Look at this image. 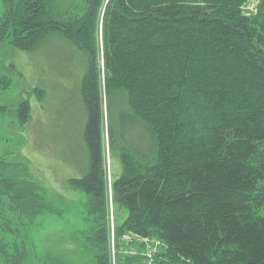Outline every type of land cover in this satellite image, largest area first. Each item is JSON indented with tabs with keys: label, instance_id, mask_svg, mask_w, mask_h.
I'll use <instances>...</instances> for the list:
<instances>
[{
	"label": "trees",
	"instance_id": "trees-1",
	"mask_svg": "<svg viewBox=\"0 0 264 264\" xmlns=\"http://www.w3.org/2000/svg\"><path fill=\"white\" fill-rule=\"evenodd\" d=\"M247 2L109 0L103 84L92 42L103 0H8L0 18V41L17 49L58 34L89 53L82 83L89 170L70 187L89 196L87 213L102 222L108 206L100 93L105 87L111 103L126 95L120 126L140 123L151 146L117 151L122 172L112 191L128 211L117 233L156 237L173 264H264V0L251 16L242 10ZM30 113L21 103L18 118L26 122ZM109 133L115 152L112 124ZM2 169L0 161V221L7 200L10 211L29 219L34 187ZM105 236V228L95 233L102 244L97 264H109ZM16 250L9 255L0 242V258L21 264L24 252Z\"/></svg>",
	"mask_w": 264,
	"mask_h": 264
},
{
	"label": "rangeland",
	"instance_id": "rangeland-1",
	"mask_svg": "<svg viewBox=\"0 0 264 264\" xmlns=\"http://www.w3.org/2000/svg\"><path fill=\"white\" fill-rule=\"evenodd\" d=\"M7 1L0 0V18ZM108 2L103 0L92 39L101 78L105 76L103 18ZM88 55L80 46L58 34L48 36L27 51L17 49L8 40L0 41V81H3L0 161L10 176L34 187L35 200L31 204L36 205L29 220L20 210L4 212L0 242L9 254H16V248L24 252L23 264H97L102 244L97 246L95 233L102 228L106 232L109 264H118L119 256L131 258L133 251H141L145 246L159 245L160 251L165 249L154 237L136 235L134 238L130 233H117V227L128 216L127 209L115 201V195H110L111 183L122 172L118 155L126 144L145 152L151 146L144 126L127 124L124 130L120 126L119 113L127 107L125 94L115 95L111 103L105 87L100 93V103L105 99L101 126L108 206L106 222L96 215L90 216L87 213L89 196L69 186L71 179L84 177L89 168L84 140L87 114L82 100L83 78L91 64ZM25 101L31 113L29 119L22 122L18 109ZM109 105H112L111 117ZM110 124L117 134L115 152L110 148ZM10 204L7 200V207ZM159 255L167 263L171 262L163 252ZM0 263L8 264L1 259Z\"/></svg>",
	"mask_w": 264,
	"mask_h": 264
},
{
	"label": "bare ground",
	"instance_id": "bare-ground-1",
	"mask_svg": "<svg viewBox=\"0 0 264 264\" xmlns=\"http://www.w3.org/2000/svg\"><path fill=\"white\" fill-rule=\"evenodd\" d=\"M112 196H113V195H112ZM114 231H115V230H114ZM110 232H111V231H110ZM124 234H125V233H124ZM131 236H132V235H131ZM132 237H133V236H132ZM122 238H123V237H122ZM127 238H128V237H127ZM150 239H151V238H150ZM111 240H112V239H111ZM120 240H121V239H120ZM119 242H120V241H119ZM122 243H125V241L122 242ZM133 243H134V242H133ZM115 244H116V243H115ZM119 244H120V243H119ZM129 244H130V242H129ZM129 244H128V245H129ZM131 244H132V243H131ZM111 245H112V244H111ZM121 245H122V244H120V246H121ZM134 245H135V244H134ZM121 247H122V246H121ZM160 247H161V245H160ZM110 249H111V248H110ZM126 249H127V248H126ZM113 251H114V250H113ZM122 251H124V250H122ZM129 251H130V250H129ZM129 251H128V252H129ZM125 252H126V251H125ZM120 253H121V252H120ZM120 253H119V254H120ZM159 253H160V252H159ZM122 254H123V253H122ZM112 255H113V254H112ZM120 255H121V254H120ZM110 256H111V255H110ZM113 257H114V256H113ZM129 257H130V256H129ZM111 258H112V257H111ZM111 258H110V259H111ZM113 263H114V262H113Z\"/></svg>",
	"mask_w": 264,
	"mask_h": 264
}]
</instances>
